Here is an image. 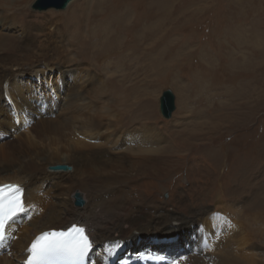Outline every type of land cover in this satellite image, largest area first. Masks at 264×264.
I'll list each match as a JSON object with an SVG mask.
<instances>
[{
	"label": "rangeland",
	"instance_id": "374dc122",
	"mask_svg": "<svg viewBox=\"0 0 264 264\" xmlns=\"http://www.w3.org/2000/svg\"><path fill=\"white\" fill-rule=\"evenodd\" d=\"M35 1L36 0H32V2L26 6V11L18 10L17 12L19 13L16 12L17 16L14 15L10 20L11 26L5 29L3 35L0 37V54L6 53L21 58L20 66L17 68L18 65H13V69L17 68L20 69V71H25L32 67L30 63L31 60L25 58L26 55L28 56L27 52L21 51V47L18 46V49H12L8 46V51H5L2 47L13 43L18 45L25 37V33L22 34L20 30L24 24H28V28H31L34 33L32 34L34 43L28 49L29 51L32 50L30 54L36 53L32 56V59L36 61V64L43 66L47 74L44 77L21 73L17 79L25 85L28 84L31 86V84H33L36 92L38 93L39 90V95L44 100L53 98L52 101L58 99L60 103L67 100V95L70 93H76V95L79 94V96L86 95L85 97L87 100H91L95 103L93 106L98 108L97 112L100 117H103L105 122L114 121L116 113L122 110L121 112L124 113L121 127L122 129H126L125 131L131 130L137 133L141 131L143 126L149 125L153 127L151 129L152 131H158L159 129L163 133L166 138V141L162 140L163 145H167V143L171 142L172 145L170 143V147H175L176 144L182 146L181 149L183 151H178L179 153L177 152V155L174 153L173 157L167 160L168 162H166L165 158L161 160H165L162 166L164 168V173H167L166 175H164L163 172H160V174L157 171L159 169L157 166H155L157 167L155 168L156 171H151L153 167L150 169L144 168L142 172L134 170V172L126 177L127 179H125V183L122 186L131 193L132 196L130 195V197H132L133 200H139L147 204L150 202V205L160 204L171 210L175 208L176 211L185 216H189L190 213L186 209L185 203L191 208H197V201H203L211 211L217 209L221 211V206L223 207V204H226L225 206L229 210L227 211L229 220H233L234 223L235 221L238 222L236 226L241 228L242 231L244 230L243 233L246 234L248 243L244 244V248L237 247L235 241L230 237L227 242L223 240L215 244V249H213V244H211L212 247L210 249L204 247L205 251L209 252L211 255L212 263L264 264V0H163L164 4H162V8L157 7L159 9H155L158 2L157 0H145V3L144 0H123L124 3H120L119 0H117V5L115 1L112 0H73L65 9L51 7L45 10L35 9L33 5ZM81 7L83 8L81 9ZM84 7L85 9L87 7L88 10H85ZM137 8L141 12L139 14L141 21L143 17H145V22L143 21V23L146 26L151 24V28L153 29L154 27L155 30L161 28V30L158 29L160 33L156 37L160 38L161 46L163 45L161 47L163 53H161V55L164 57L163 62L157 59L160 58V56H158L159 54H157L159 52H157V50H159V46H157L159 38L154 37L152 40L150 38V41V35L145 34V38L139 41V35L142 34V31L138 32V36H136L135 33L130 30H128L129 32H125L119 25L120 21H118V18L121 19L123 26L132 28L131 24L132 22L134 23L135 20L131 18L129 21H124V16H135ZM144 8L151 9L152 14L144 11ZM98 9H100L101 13L104 15L96 14L87 18L90 10V14H94ZM20 11L24 14L20 13ZM71 12L75 13V18H78V21L80 20L73 24L79 25L82 21V29L87 36L96 34L91 42L86 35L82 38L81 44H85L87 47L83 48L84 50H89V47L93 49L94 46V49H90L87 54L81 52L79 40H75L70 36V28H74V26L72 24L70 26L63 24L66 21L65 19L68 18V14H71ZM159 12L163 14L162 23L158 22L162 17ZM82 13L86 15L83 16ZM128 13H133V15L131 16ZM154 20L158 23L155 22L153 24ZM103 24H105L104 27L108 26L112 31V33L110 32V36H108V34L106 36L112 38L111 41H113V44L112 42L111 44L114 46V49L107 53H103L100 49L104 41L108 39L106 36L101 39L102 34L106 32L105 28L101 27ZM80 26H82V24ZM88 28L89 30H87ZM97 28H101V31L95 32ZM61 29H64L62 33L55 32H59ZM67 30L69 31L67 32ZM51 31H54L52 39L50 38ZM100 32L103 33L101 34ZM43 33H47L48 35ZM65 33L68 35V38ZM117 33L120 34L121 39L117 37ZM142 37H144V32ZM123 39L125 42L120 41ZM92 42L94 45H91ZM132 42H134V44ZM138 42L143 44L139 45ZM131 43L132 45H130ZM35 44H38V46H34ZM118 44L120 45L118 46ZM50 45L53 47L57 45L65 50L63 53L64 56L62 54L65 63L60 61V58L57 57L54 59L51 66L46 67L47 65L44 57L39 56L40 54H37V50L44 49L45 52H52L47 48ZM14 46L13 48H17ZM148 46L151 49L148 50ZM80 47H82V45ZM143 60H145V62ZM9 61L10 66L12 62H15L12 59ZM76 62L79 63L77 67H88L89 69V71L81 69L77 70V72H75V69L74 76L79 77V82L77 80L78 78L75 80L74 76H69L64 72L65 67ZM156 63H159V65H156ZM132 65L133 67H131ZM153 65L156 66V69ZM136 66H138V68ZM135 68L136 70L134 71ZM129 70L130 72H128ZM123 72L128 73V75H124L123 77ZM138 75L141 76L138 77ZM92 76L96 77L95 80H100L104 84H109V86L111 83L113 87H110L111 89L108 88L105 92H96L97 95L96 93L93 95L94 91L89 90L92 95L88 94L80 85ZM91 79L94 81L93 78ZM127 79L130 81L129 84L135 82L139 84L140 82V84L148 88L146 92L149 93V97H146V100L144 99V103L142 102L143 106L140 111H138L139 109L137 110V114L134 109L128 110V108L132 106L133 98L131 102H128L130 105L129 107L128 104L127 106L121 105L122 98L119 94H116L115 91V86L118 83H122V80L127 81ZM68 80L70 84L75 82L73 83V90L67 91L63 89L64 82ZM144 81L147 84H144ZM99 87H103V84ZM167 89H171L176 98L175 110L172 112L170 118L165 117L160 110V97ZM61 96H63V98ZM1 103L9 104L8 113L10 116H13L16 126L15 130L12 129L6 132L1 128L2 124L0 121L1 157H3V150L15 151L20 132L22 133L23 131V133H27V131H29L34 139L40 140L41 138H38V135L36 138L35 135L37 132L34 130L39 124L38 121L41 120L42 117L44 120L45 117H47L46 119L56 118L54 115L46 114L40 116L41 118L38 117V120L35 118L32 120L28 119L27 115L22 112L20 107L15 109L16 107L12 103V98L7 91H4V97ZM10 103H12V105ZM134 107L138 106L134 105ZM18 116L19 119L16 118ZM105 129L106 126L102 130L105 131ZM192 132L198 135V138L193 137L194 139L190 138L192 139L190 140L188 136ZM50 134L51 137L55 135L53 133ZM70 134L72 136H70L71 138L75 136L72 135L73 133ZM164 136L162 138H164ZM45 137L46 136L43 138ZM173 137L175 139H173ZM176 141L177 143L175 144ZM45 142H41L42 144L38 146L45 145L49 141ZM58 144L59 143H56L54 145L58 147ZM59 145L61 146V144ZM132 146L134 151L132 150L130 152L133 155L139 153L135 148V144ZM226 147L228 148L227 150ZM221 148H224V151L229 154L228 157L226 156L227 154H223L226 156V162L233 166L238 160L236 164L240 162L238 164L239 169L236 170L233 167L234 170H224V165L222 164L223 156L221 157L222 153L219 155ZM172 153L173 152L170 151V154ZM213 155L214 157L216 156L217 159H220L218 163L220 166L218 165L217 168L206 159V157L211 159ZM201 156H203V158ZM167 163L170 165L173 163V166L176 168L172 169L171 166L168 167ZM259 167L261 172L258 176L255 172ZM172 170H175L174 173L176 174L173 176L172 173L169 176L168 171L171 173ZM10 172L11 171H6V173L5 171L0 172V179L14 178L8 176L10 174L7 173ZM152 172H155L161 181H152ZM215 172L220 173L217 175ZM227 172L230 173L228 174ZM4 173L5 175L7 174V176H5ZM226 185L227 188L225 187ZM135 189L137 192H135ZM228 189L230 190L229 192ZM258 189L261 192V202H259V204L252 201L256 198L255 193L259 192ZM174 198L176 203L173 202ZM216 198L217 200H215ZM182 200L184 203L180 202ZM111 206L113 210H115V208L122 210L123 208L115 203ZM257 207H261L259 212L261 215L258 219ZM220 211L218 213H220ZM62 224L64 223H60L59 227H62ZM125 226L127 225L125 224ZM46 230H51V228H47ZM156 249H158V247H154V249L151 250ZM168 250L169 249L165 251ZM12 252L14 253L15 251ZM9 256L10 255H5L1 257L10 258ZM147 256L148 253L144 255L138 254L134 258H143ZM12 259L15 260V264H23L25 262L23 259L22 263H20L21 259L19 260L17 256H14Z\"/></svg>",
	"mask_w": 264,
	"mask_h": 264
},
{
	"label": "bare ground",
	"instance_id": "6f19581e",
	"mask_svg": "<svg viewBox=\"0 0 264 264\" xmlns=\"http://www.w3.org/2000/svg\"><path fill=\"white\" fill-rule=\"evenodd\" d=\"M72 1L73 0H71L70 2ZM112 1H115V4L117 5V0H112ZM157 1L158 2L156 4L157 6L155 9H159L157 7L162 8V4H164V1L163 0H157ZM31 2L32 0H0V37L1 35H3L4 30L9 28V26H11L10 20L12 19V17H14V15L17 16L16 12L18 10L26 11V6ZM70 2L69 4H71ZM119 2L122 3L123 0H119ZM140 5H141V1H140ZM82 8L83 7H81V9ZM149 8H144V11H147L152 14L151 9ZM100 9L95 11L94 14L93 13L90 14L91 13L90 10L89 11L90 13L88 12L89 15L87 16V18L94 16L96 14L104 15L103 13H101ZM85 10H88L87 7ZM20 13L23 12L20 11ZM135 13H136L135 16H132L133 13H128L132 17L124 16L125 19L124 21L126 20L129 21L131 20V18L132 20H135V22L134 23L132 22L131 24L132 28L123 26L121 19L118 18V21H120V23L119 22L118 23L121 26V29H124L125 32L130 30L134 32L136 36H138V32L142 31V34L139 35L140 37L139 41L145 38V34L150 35L149 40L150 38L152 40L154 39V37L159 35L161 28H158L160 29V30L157 29L158 31L155 30L154 27L152 29L151 28L152 25L149 24V22H148L149 25L146 26L143 23V21L145 22V17H143V20L141 21V17L139 16L141 12L140 10H138V8ZM159 13L160 16L162 15V17L158 20V22L162 23L163 14L161 12ZM67 17L68 18L65 19L66 21L63 24L66 26L67 25L70 26L72 24L74 26V28H70L71 31L70 36H72L75 40H79V48L81 49V52L83 54H87L89 50L92 48L89 47V50L86 49L84 50L83 48H87V47L85 46V44H81L83 36L84 35L87 36V34L82 29L83 22L81 21L79 25L73 24L80 21V20L78 21V18H75V13L73 12H71V14H68ZM155 22L158 23L157 21L154 20L153 24ZM81 24L82 26H80ZM27 25L28 24H24L22 29L21 30L19 29L22 32V34L25 33V37L22 39L20 43H18V45L16 43H13L6 45L5 47L2 46L5 49V51L6 50L8 51L9 49L8 46H10V48L12 49H18V46L21 47V51L27 52L28 56L26 55L25 58H29L31 60L30 63L32 64L31 65L32 67L28 70L20 71V69H17L21 63V58H19V56L17 57L11 56L10 54H6V53L0 54V121L2 124L1 128H3L4 131L6 132L12 129L14 130L16 129L14 118L12 115L10 116L8 113L10 107L8 104L9 102L3 104L1 103L4 97V91H7L9 96L12 98V103L16 107L15 109L20 107L22 109V112L25 113V115H27L28 119L32 120L35 118L38 120V117L44 116L46 114L54 115V117L56 118L46 119L47 117H45L44 120L42 117V119L38 121L39 124L37 127H35L34 130L37 132L35 135L36 138L38 135V138H41L40 140L34 139L29 131H27V133L26 132L23 133L22 131V133L20 132V134L18 135L19 140L18 142H16L15 151L12 152V151L3 150L2 151L3 157L0 156V172L5 171L6 173V171H11L10 173L7 174H10L8 175L10 177H14V178L5 177L6 179L3 178L4 180L0 179V184H4L8 182H16L20 184L25 191L24 201L26 207L25 212L17 214L7 224L6 235L8 239L3 244H0V264H15V260L12 259L14 258V256H17L19 260L21 259L20 263H22L24 259L25 261L24 263L26 264V260L28 257L27 250L30 247L31 242L35 240L36 237L41 232H44L47 228H51V230L65 229L72 226L73 224L82 225L86 227L93 241V248L91 249V254L89 252L90 264H93V262L94 264H131V263L173 264V261H178L179 264H213L211 255L209 254V252L205 251L204 249V243L209 242L213 244L214 245L213 249H215V244L220 243L219 241H223V240L227 242L228 239H230L231 237L235 241L237 247L244 248L245 247L244 244L248 243L246 234L243 233L244 230L242 231L241 228H238L236 226L238 225L237 221H235L234 223L233 220L232 221L229 220L227 213V211L229 210L226 208L225 206L226 204H223L224 205L223 207L221 206L220 208L222 209L221 211L219 209L215 211L214 210L211 211L208 208V206H206L207 205L206 203H203V201L199 202L195 198L196 201L198 202V205H196L198 207L191 208L185 203L186 206L185 205L184 206L190 212L189 216H185L183 214H180L178 211H176L175 208L171 210V209H167L165 206H162L160 204L150 205V202L147 204L146 202H140L139 200H137L139 201L137 202L135 199L133 200L132 197H130L131 193L127 191L125 187L122 186L124 185L125 183L124 181L125 179H127L126 177H128L129 174L134 172V170L137 172L140 171L142 172L144 171V168L150 169L152 167L153 169L151 171H156L155 168L158 167L160 170L158 169L157 171L159 173L160 172L164 173V168L162 164L165 163L164 162L165 160L166 162H168L167 160L169 158H172L174 153L175 155H177L176 153L182 150L181 149L182 146L176 144L177 141L175 142L176 144L175 147L174 146L170 147L171 142L167 143V145H163L162 140L166 141V138L163 135V133L159 129L158 131H152L151 129L153 127L149 125L143 126L141 128V131H138L137 133L131 130L125 131L126 129H122L121 127L122 116L124 113L121 112L122 110L119 113H116L115 115L116 118L114 119V121L105 122L103 120V117L102 116L100 117V115L98 114L97 112L98 108H96V106L95 107L93 106V104L95 103L92 102L91 100H87L85 97L86 95L79 96V94L76 95V93H70L69 95H67V100H65L64 102L62 101L60 103L58 102V99H54V101H52L53 99L52 97H51L52 99L50 100L49 99L44 100L43 98H41L39 95L40 91L38 90L37 93L35 87H33V84H31V86L28 84L25 85L24 83H22L20 80L17 79L19 77V74L21 73L34 74L37 76H44V77L47 74L46 69H44L43 66L36 64V61L32 59V56L36 53L30 54L32 50L29 51L28 48H30L34 43V37H32V34L34 33L32 32L31 28H28ZM104 26L105 24L101 25V27ZM104 28L106 32L105 34L103 33L105 30L103 32H100L101 34L102 33L104 34V36L102 34L101 39H103L107 34L108 36H110V32L112 33L111 29L108 26ZM97 29L95 32L101 31V28H99L98 30ZM62 30L64 29H61L59 32L58 31L55 32L62 33ZM87 30H89V28ZM68 31L69 30H67V32ZM143 32H144V37H142ZM53 33L54 31L50 32L51 39L53 38L52 36ZM118 33L116 35L118 38H120V34ZM43 34L48 35L47 33H43ZM95 35L93 36L88 35L87 36L88 40L91 42ZM66 37L68 38V35H66ZM106 40L104 41L103 46L100 47L103 53L104 52L107 53L112 49H114V46L112 45L113 41H111L112 38L108 37V39ZM120 41H124V39ZM132 43L134 44V42ZM132 43L130 45H132ZM140 44L143 43L140 42L139 45ZM14 45L17 48H13ZM81 45L82 47H80ZM91 45H94V43L92 42ZM114 45H115V41H114ZM119 45L120 44H118V46ZM34 46L37 47L38 44H35ZM157 46H159L158 47L159 50H157V52L158 51L159 52L157 54H159L158 56H160V58L157 59H160L161 62H163L164 57L161 55L162 53L161 47L163 45L161 46L160 38L157 43ZM47 48L52 52H45L44 49L37 50V54H40L39 56L44 57L45 63L47 65L46 67L51 66L54 62V59L57 57L60 58V61H63V63H65L63 57L64 56L63 53L65 50H63L62 47L60 48L57 45L53 47L50 45ZM149 49L151 48L149 47L148 50ZM10 59L15 61L11 63V66L9 65ZM143 61L145 62V60ZM76 63H72L68 67H65L64 72H66V74L69 76H74V73L77 72V70L82 69L85 71H89L88 67L79 68L77 67L79 63L77 64ZM13 65H18V66L16 69H13ZM154 65L153 67L156 69V66ZM156 65H159V63L158 64L156 63ZM131 67H133V65ZM136 67L138 68V66ZM135 70L136 68L134 69V71ZM126 72L122 73L123 77L124 75L126 76L128 75V73ZM128 72H130V70ZM140 76L141 75H138V77ZM76 78H78L77 80L79 82V77L74 76L75 80ZM91 78H93L94 81ZM91 78L87 79L80 85L81 88L85 89L88 94H91L89 90H93L94 91L93 95H94L96 92L98 93L105 92L108 88L111 89L110 87H113L111 83L109 86V84H104L100 80H95L96 78L95 76H92ZM129 82L130 81L128 79L127 81L122 80V83L120 84L118 83L115 86L116 89L115 91L116 94H119L122 98L121 105L127 106L128 102H131L133 98L132 106L128 108V110L134 109L137 114V110L139 109L138 111H140L143 106L142 102L144 103V99L146 100V97H149V93L146 92L148 88L144 87V85L140 84V82L139 84L136 82L133 84H129ZM73 83L70 84L69 80L65 81L63 89L67 91L73 90L74 89ZM102 84L103 87L100 88L99 86ZM144 84L147 83H145L144 81ZM61 97L63 98V96ZM12 103L10 104L12 105ZM175 104H176V98H175ZM134 105H137L138 107H134ZM129 106L130 105L128 104V107ZM16 118L19 119V116ZM105 126L106 129L104 131L102 129ZM50 133H53L55 135L51 137L50 135L52 134ZM70 133H73L72 135L75 136L71 138L72 136ZM192 133L189 134L188 136L189 139L190 138L194 139L193 137L198 138V135ZM44 136L46 137L43 138ZM163 136L164 138H162ZM173 139L175 138L173 137ZM45 141H49V142H47V144L45 145L38 146L39 144H42ZM56 143L61 144V146L59 144L58 147L55 146L54 144ZM133 144H135L136 146L135 148L137 149V151H139V153L135 155H133L130 152L133 150V146H132ZM227 149L228 148L226 147V150ZM220 150H219L220 151L219 155L222 153L221 157L223 156V162L222 161L221 162L224 165V170L228 171L229 169L230 170L239 169L238 164L240 162L236 164V162L238 161L237 160L235 164L231 166V164H228L225 160L226 156L227 157L229 156L228 152L226 153V151H224V148H221ZM170 151L173 153L170 154ZM224 153L227 155L224 156L223 155ZM214 155L213 157L211 156L212 160L209 157H206V159H208L213 164V166L217 168L220 159H217L216 156L214 157ZM203 156L201 157L203 158ZM163 158H165V160L161 161ZM60 163L73 165V169L71 171H61V170L52 171L48 169L49 165L51 164L55 165ZM173 165H174L173 163L172 165L167 163L168 167L171 166L172 169L176 168ZM260 167L255 172V174L258 176L261 172ZM172 171L171 173L168 171L169 176L172 173L173 176L176 174L174 173L175 170ZM219 173H217V175ZM7 174L5 176H7ZM166 174L164 173V175ZM151 177L153 179L152 181H157V180L161 181V179L157 176L155 172L151 173ZM225 187L227 188V185ZM78 190H80L79 193H85L87 201L83 205L80 204L78 205L75 203L76 202L75 199L77 198V196H74V198L72 197L73 196L72 194L76 195V192ZM229 191L230 190L228 189V192ZM135 192H137V190ZM260 193H261L260 190L259 192L255 193L256 198L252 200L254 203L259 204V202H261ZM145 199L148 200L149 197L148 199L147 198ZM215 200H217V198ZM173 202H175V198ZM180 202L184 203L183 200ZM114 203L116 205L122 206L123 207L122 210L117 208L113 210V207L111 205L112 204L114 205ZM218 210L220 211V213H218L219 212ZM260 210L261 207L258 208L257 210V215H258L257 219L260 218L261 215L259 213ZM60 223H64L62 224L63 228L59 227ZM67 223L68 224L71 223V224L68 225ZM125 224L127 226H125ZM217 235L219 236L218 239H216ZM154 247H158V249L151 250L154 249ZM167 249L169 250L165 251ZM12 251L15 252L13 253ZM146 253H148L147 257L134 258L138 254L144 255ZM5 255H10L9 256L10 258L1 257ZM183 257H187V259L186 260L182 259Z\"/></svg>",
	"mask_w": 264,
	"mask_h": 264
},
{
	"label": "snow or ice",
	"instance_id": "6c2138e0",
	"mask_svg": "<svg viewBox=\"0 0 264 264\" xmlns=\"http://www.w3.org/2000/svg\"><path fill=\"white\" fill-rule=\"evenodd\" d=\"M24 189L18 183L0 184V244L7 239L6 226L18 213L25 212ZM219 236H216L218 239ZM211 248V243H204ZM93 241L84 226L73 224L67 230L42 232L28 248L26 264H55L57 261H84ZM182 259H187L183 257ZM94 264V262H93ZM173 264H179L173 261Z\"/></svg>",
	"mask_w": 264,
	"mask_h": 264
},
{
	"label": "water",
	"instance_id": "95a60500",
	"mask_svg": "<svg viewBox=\"0 0 264 264\" xmlns=\"http://www.w3.org/2000/svg\"><path fill=\"white\" fill-rule=\"evenodd\" d=\"M70 1L71 0H37L33 5L35 9L45 10L51 7L56 9H65L69 5ZM160 110L162 114L167 118H170L172 112L175 110V94L171 89H167L162 93L160 99ZM48 169L52 171H71L73 169V166L66 163L55 165L51 164L49 165ZM79 191L80 190L76 192V195L72 194V197L74 198V196H77V198L75 199V203L78 205H83L87 201V199L85 193H79Z\"/></svg>",
	"mask_w": 264,
	"mask_h": 264
}]
</instances>
